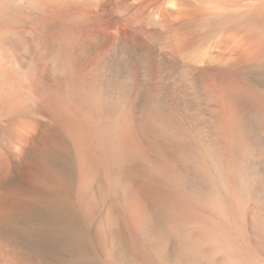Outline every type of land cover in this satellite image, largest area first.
Here are the masks:
<instances>
[{
    "label": "bare ground",
    "instance_id": "1",
    "mask_svg": "<svg viewBox=\"0 0 264 264\" xmlns=\"http://www.w3.org/2000/svg\"><path fill=\"white\" fill-rule=\"evenodd\" d=\"M224 1L0 0V264H27L45 236L59 240L70 155L81 169L100 168L111 183L126 186L119 170L141 146L142 123L191 134L200 128L203 109L191 96L196 86L207 90L208 71L193 63L208 64L225 47L254 83L264 81V35H257L264 2L239 12ZM195 18L223 28L224 47L199 46L183 27ZM178 56L187 66L179 67ZM87 184L77 196L84 209ZM30 217L55 228L42 232Z\"/></svg>",
    "mask_w": 264,
    "mask_h": 264
},
{
    "label": "rangeland",
    "instance_id": "2",
    "mask_svg": "<svg viewBox=\"0 0 264 264\" xmlns=\"http://www.w3.org/2000/svg\"><path fill=\"white\" fill-rule=\"evenodd\" d=\"M263 2L225 0L224 4L241 12ZM187 22L183 27L197 36L199 46L223 40L219 32L224 29L218 25L208 28L203 18ZM262 32L257 35L263 36ZM225 49L211 65L192 64L208 71L207 90L196 86L191 96L199 98L203 109L200 128L193 127L191 134L142 123L141 146L127 154L119 170L126 186L111 183L100 168L81 169L69 156L59 240L45 236L40 241L43 249L29 256L27 264H264V81L254 83ZM175 59L182 60L181 68L188 64L185 56ZM153 70L156 79L160 74L156 62ZM209 102L216 105L211 108L216 118L206 108ZM85 171L91 175L85 176ZM84 181L90 199L85 209L77 200ZM37 218L30 217L29 223L42 232L53 231L49 219Z\"/></svg>",
    "mask_w": 264,
    "mask_h": 264
}]
</instances>
